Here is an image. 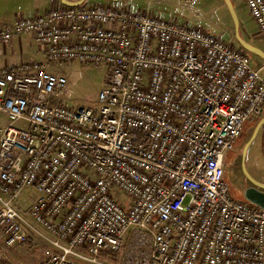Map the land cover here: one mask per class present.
Returning a JSON list of instances; mask_svg holds the SVG:
<instances>
[{
	"label": "built area",
	"instance_id": "2783aa9c",
	"mask_svg": "<svg viewBox=\"0 0 264 264\" xmlns=\"http://www.w3.org/2000/svg\"><path fill=\"white\" fill-rule=\"evenodd\" d=\"M243 2L264 44V0ZM22 36L43 52L0 68L3 256L34 235L46 243L39 264H264V210L224 179L264 111L249 54L109 2L0 27V45ZM68 62L108 67L94 107L67 105L56 69ZM28 188L36 198L18 205Z\"/></svg>",
	"mask_w": 264,
	"mask_h": 264
},
{
	"label": "rangeland",
	"instance_id": "374dc122",
	"mask_svg": "<svg viewBox=\"0 0 264 264\" xmlns=\"http://www.w3.org/2000/svg\"><path fill=\"white\" fill-rule=\"evenodd\" d=\"M230 1L238 17L241 36L251 45L264 51V44L258 36L257 28L248 14L243 0ZM98 2L106 3L101 0H87L85 5ZM13 4L4 8L5 13L2 14L3 19H0V23L17 15L33 16L32 12L12 10L16 7ZM111 4L131 11H147L165 21H174L187 28H201L235 46L232 20L222 0H122ZM42 52L43 49L29 36H22L1 51L0 64L12 66L40 62L42 61ZM249 56L252 66L261 68L260 76L264 80V62ZM56 71L65 74L68 78L66 103L70 108L94 107L99 92L107 84L108 67L106 65L94 66L90 63L68 62L57 68ZM263 114L264 111L259 117L252 118L245 124L237 144L226 158V181L230 187L231 196L237 200L245 201L243 192L250 186L241 169L242 150ZM0 123L6 124V117L0 115ZM245 168L254 180L264 184V127L248 148ZM114 197L125 201L122 192L114 191ZM34 198H36V193L33 189L28 188L18 197L16 203L26 206ZM2 232L4 233L1 230L0 234ZM0 247H2V243ZM45 248L46 243L43 240L30 235L25 244L6 253L5 261L7 264H39Z\"/></svg>",
	"mask_w": 264,
	"mask_h": 264
},
{
	"label": "water",
	"instance_id": "95a60500",
	"mask_svg": "<svg viewBox=\"0 0 264 264\" xmlns=\"http://www.w3.org/2000/svg\"><path fill=\"white\" fill-rule=\"evenodd\" d=\"M101 1H106L109 3H115V2L122 1V0H101ZM83 2H84V0L79 2V3H76L75 5L70 6V7L79 6ZM222 2L224 3V6L226 7V10H227V12H228V14L232 20V24H233V28H234V39L237 42V44L247 54L261 60L262 62H264V52L260 48L253 46L250 43H248L247 41H245L243 39V37L241 36L238 17H237V14L235 12V9H234L231 1L230 0H222ZM263 127H264V114H263L262 118L259 120V122L257 123L256 127L254 128L250 139L244 145L243 150H242V154H241L242 173H243L244 177L246 178V180L250 183V186L244 190L243 197H244L245 201L259 207L262 210H264V184L257 182L256 180H254L249 175V173L247 172V170L245 168V157H246V154H247V151H248L250 144L252 143V141L255 139V137L258 135L259 131Z\"/></svg>",
	"mask_w": 264,
	"mask_h": 264
},
{
	"label": "crops",
	"instance_id": "0c3cea01",
	"mask_svg": "<svg viewBox=\"0 0 264 264\" xmlns=\"http://www.w3.org/2000/svg\"><path fill=\"white\" fill-rule=\"evenodd\" d=\"M81 1H83V0H7L6 2L4 0H2V1H0V19H3L2 14L5 13L4 8H6L7 5H11L13 3H14L13 6H16V7H15V9H12V10L18 9V10H24L25 12H32L33 16L29 17V16H24V14H23V15H17L13 18L9 17L0 23V27L7 25V24H12L14 22V20L18 17L34 18V17H37V16L44 14L47 10H50L52 8H60L63 6L70 7V6H73L76 3H79ZM86 1L87 0H84V2L82 4L85 5ZM87 5H91V4H87ZM17 40H19V39H17ZM14 41H16V40H14ZM6 46L7 45H0V53L2 50L5 49ZM5 66H8V65H5V64L2 65V63L0 64V68L5 67ZM12 66H15V65H12ZM1 230L3 231V229L0 227V231ZM3 239H4V233L2 232L0 234V244L2 243ZM1 251H2V249L0 247V264H7L5 261V256L2 255Z\"/></svg>",
	"mask_w": 264,
	"mask_h": 264
},
{
	"label": "trees",
	"instance_id": "16d2710c",
	"mask_svg": "<svg viewBox=\"0 0 264 264\" xmlns=\"http://www.w3.org/2000/svg\"><path fill=\"white\" fill-rule=\"evenodd\" d=\"M234 39V38H233ZM244 39V38H243ZM245 40V39H244ZM246 41V40H245ZM234 44H235V48H237V49H241L240 48V46L237 44V42L235 41V39H234ZM245 127V126H244ZM239 140V139H238ZM238 142V141H237ZM237 144V143H236ZM224 179L226 180V177H225V174H224ZM229 190H230V187H229Z\"/></svg>",
	"mask_w": 264,
	"mask_h": 264
}]
</instances>
